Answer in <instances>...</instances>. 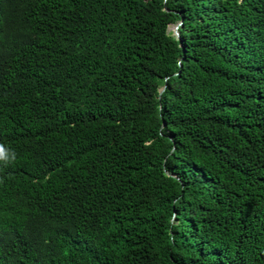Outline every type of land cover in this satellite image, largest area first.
Masks as SVG:
<instances>
[{
	"label": "trees",
	"instance_id": "16d2710c",
	"mask_svg": "<svg viewBox=\"0 0 264 264\" xmlns=\"http://www.w3.org/2000/svg\"><path fill=\"white\" fill-rule=\"evenodd\" d=\"M0 156V264H264V0H0Z\"/></svg>",
	"mask_w": 264,
	"mask_h": 264
},
{
	"label": "water",
	"instance_id": "95a60500",
	"mask_svg": "<svg viewBox=\"0 0 264 264\" xmlns=\"http://www.w3.org/2000/svg\"><path fill=\"white\" fill-rule=\"evenodd\" d=\"M181 25H182V22H180L179 24H177V25L171 27V29H170V30L173 31L174 35H175L178 39H180L179 27H180ZM165 89H166V88H165V86H164V87L160 90V92L162 93Z\"/></svg>",
	"mask_w": 264,
	"mask_h": 264
},
{
	"label": "clouds",
	"instance_id": "9594fccd",
	"mask_svg": "<svg viewBox=\"0 0 264 264\" xmlns=\"http://www.w3.org/2000/svg\"><path fill=\"white\" fill-rule=\"evenodd\" d=\"M3 157L2 156H0V159H2Z\"/></svg>",
	"mask_w": 264,
	"mask_h": 264
}]
</instances>
